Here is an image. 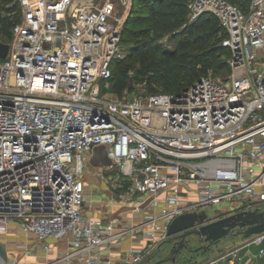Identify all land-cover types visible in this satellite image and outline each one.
Here are the masks:
<instances>
[{
  "label": "built area",
  "instance_id": "obj_1",
  "mask_svg": "<svg viewBox=\"0 0 264 264\" xmlns=\"http://www.w3.org/2000/svg\"><path fill=\"white\" fill-rule=\"evenodd\" d=\"M122 1L126 9L117 16L112 0H21L8 54L0 55V228L22 227L46 249L50 237L68 236L75 245L42 264L76 256L74 264H144L150 248L130 246L118 258L93 250L145 222L157 236L164 219L166 236L185 211L219 204L218 217L262 209L264 0L246 9L230 0L187 2L190 21L212 12L227 30L225 79L209 73L179 93L111 97L100 81L123 53L133 0ZM98 144L108 146L110 166L132 180L140 202L154 195L148 219L131 228L117 231L112 218L84 210L81 175ZM263 257L264 231L201 264H264ZM0 264L20 260L0 255Z\"/></svg>",
  "mask_w": 264,
  "mask_h": 264
},
{
  "label": "trees",
  "instance_id": "obj_2",
  "mask_svg": "<svg viewBox=\"0 0 264 264\" xmlns=\"http://www.w3.org/2000/svg\"><path fill=\"white\" fill-rule=\"evenodd\" d=\"M230 1L246 9L251 0ZM148 2V8L131 11L123 28L122 39L131 42V61L114 59L112 75L103 78L112 80L114 93L122 96L131 88L128 75L133 69L149 76L152 92H159L155 91L154 84L161 81L173 91L171 93L185 90L211 70L215 74H222L223 69L231 71L229 59L232 51L223 44L228 33L216 14L205 12L190 21L188 0H133V5ZM21 14L18 0H0V40L10 41L12 28ZM165 36L176 42L174 47L164 45ZM215 36L220 38L212 41ZM224 48L227 54L221 56L220 51ZM102 90L105 91L106 87Z\"/></svg>",
  "mask_w": 264,
  "mask_h": 264
},
{
  "label": "rangeland",
  "instance_id": "obj_3",
  "mask_svg": "<svg viewBox=\"0 0 264 264\" xmlns=\"http://www.w3.org/2000/svg\"><path fill=\"white\" fill-rule=\"evenodd\" d=\"M21 5V0H18ZM96 5H100L104 3L106 0H93ZM113 5L116 9L117 16H121L126 7L123 4L122 0H112ZM148 2L146 5H133L128 9L127 12L129 14L133 10H139L143 8H148ZM247 3V2H246ZM148 10V9H147ZM201 20L200 22H202ZM126 23V22H125ZM220 37L215 36L212 38V41H217ZM165 46L174 47L176 42L170 37L165 36V38L162 40ZM130 45L131 42L121 40L120 47L123 50L122 56L119 57L121 59H124L125 61H131L130 55ZM227 54V49L224 48L220 51V55ZM133 55V54H132ZM1 58H4L1 56ZM116 64V63H115ZM139 63L137 64L138 67ZM115 69V65L113 67V70ZM222 74H215L212 70L210 71V74H213L214 76L220 77L222 79H225L228 75H230L231 71L225 72ZM129 78L131 79V88L124 91V94L122 96H128V97H134L136 95L144 96L146 97L148 94H150L153 90L150 87L149 82V76L148 75H142L140 74L136 69H133L129 73ZM113 77V76H112ZM101 86L104 88L106 87L105 92L108 96L115 97L119 96L118 94L114 93L112 90V80L111 79H101ZM155 91L160 92H173L168 87L164 86L160 82H156L154 84ZM104 145L107 149L108 157L111 159L113 163V158L109 155L108 152V146L105 144H98L95 145L92 151L90 152L89 156L86 158L85 162V171L81 175V180L83 183V189L86 194V206L84 210L87 213H91L95 210H98L97 213H108V217L112 218L115 221V228L116 230H120L121 228H131L134 224L140 223L142 221H145L147 218V214L149 215V211L146 210V206L149 205V207H155L154 203V195L149 196L144 202H140L139 194L136 190L133 189L132 186V180L125 179L123 176L119 175L118 167L110 166L109 165H95L91 162V158L96 155V147ZM245 201L249 202L248 199L244 198ZM258 206L262 207L264 210V200H260L256 202ZM140 205V206H139ZM204 208H211L216 210L218 213H221L220 211L221 207L219 204L214 206H208ZM201 209V208H199ZM197 210V209H196ZM193 211V210H191ZM188 212V211H185ZM184 213V212H183ZM134 215V216H133ZM129 216V217H128ZM132 216V218L130 217ZM165 220L161 219L159 222V227L156 230L157 236H150L153 231V227L150 223H143L140 228H137L135 232H129L124 237L128 236L129 234L133 236V238L138 237H152L148 238V243L145 247V249L150 248V252L147 254L148 256L146 259L150 256H153V259L146 264L153 263L156 259L164 256L173 255L171 244L165 242L163 243L167 238L170 236L166 235L164 236L165 232L163 231ZM17 227V226H16ZM19 230L24 232V229L22 227H17ZM235 235H229L222 239L220 242L222 244H225V242L229 241L230 238ZM69 238L68 236H63V239ZM14 239H18V237L15 236ZM20 240V237H19ZM21 240L24 241V245H30L31 250H38L39 248H45L44 241H39L34 239L33 237L29 238L27 236H21ZM123 240V239H121ZM120 240V241H121ZM54 242V241H53ZM84 244V242H82ZM162 245V248L158 252L159 245ZM200 242L198 239H194L193 245H198ZM220 247V246H219ZM218 246H214L211 250L206 251L203 249H198L191 251L188 254H185V252H182L179 256V259L176 261L169 260L162 264H201L208 260V258L214 254L216 250L219 249ZM1 248H4V245H1ZM97 248L93 250L95 251ZM25 250L22 248L15 249V251L12 253V256L16 259L21 258V253H23ZM58 255H61V252L54 251L53 253L47 255L46 257H56ZM104 257V256H103ZM80 257L76 256L72 259V263H76L79 261ZM145 259V260H146Z\"/></svg>",
  "mask_w": 264,
  "mask_h": 264
},
{
  "label": "water",
  "instance_id": "obj_4",
  "mask_svg": "<svg viewBox=\"0 0 264 264\" xmlns=\"http://www.w3.org/2000/svg\"><path fill=\"white\" fill-rule=\"evenodd\" d=\"M8 51L9 43L0 40V55L5 57ZM91 162L95 165H112L106 146L96 147V155L91 158ZM263 231L264 210L261 208L239 209L218 217L215 210L211 208L184 212L171 221L168 227V236L170 237L163 242L171 244L173 255L160 257L151 264H162L169 260L176 261L181 251L188 254L203 247L209 251L212 247L218 246L222 239L229 235L246 238ZM194 239H202L209 243L203 247L201 245L194 247ZM163 243L159 245L158 252ZM152 259L153 256L148 257L144 264L149 263Z\"/></svg>",
  "mask_w": 264,
  "mask_h": 264
},
{
  "label": "crops",
  "instance_id": "obj_5",
  "mask_svg": "<svg viewBox=\"0 0 264 264\" xmlns=\"http://www.w3.org/2000/svg\"><path fill=\"white\" fill-rule=\"evenodd\" d=\"M98 210H95L88 214H95L98 216H102L104 218H110L108 217V213H97ZM156 213H159V211H155ZM134 216V215H133ZM129 217V216H128ZM132 218V216H130ZM18 237V239H14ZM21 236H24V234L15 226L11 225L8 229L0 228V255L4 258H14L12 256V253L15 251V249L22 248L25 251L21 253L20 264H42L45 263L48 259H51L50 256L46 257L45 254L49 255L56 251L58 253L61 252L62 254H65L66 252H69L72 250L75 245L71 242L70 238L56 240L54 237L49 238V242L51 243L50 249L46 248H39L38 250H31L30 245H24V241L21 240ZM20 237V240H19ZM149 237H138L133 238L132 235H128L126 237H123L121 241H117V243L111 244V245H105L100 248H97L95 253H98L105 257H111V258H118L122 252V250L127 249L130 246H136V247H146L148 243ZM250 240V237H242V236H232L229 241L225 242V244L221 245L219 244V249L214 252L213 256H217L221 254L222 252L233 248L235 246H241L245 245ZM54 241V242H53ZM4 245V248H1V245ZM258 246L253 245L252 251L255 252L257 250ZM58 255V254H57ZM209 257V258H210ZM262 262H264V257L261 259ZM53 264H74L72 263V260L67 263L57 262Z\"/></svg>",
  "mask_w": 264,
  "mask_h": 264
},
{
  "label": "flooded vegetation",
  "instance_id": "obj_6",
  "mask_svg": "<svg viewBox=\"0 0 264 264\" xmlns=\"http://www.w3.org/2000/svg\"><path fill=\"white\" fill-rule=\"evenodd\" d=\"M198 241L200 242L198 245H193L194 247H196V246H199V245H201L202 247L204 246V245H206L207 243H209V242H207V241H204V240H202V239H198ZM213 248V247H212ZM211 248V249H212ZM203 250H205L204 249V247L202 248ZM211 249H209V250H211ZM182 252V251H181ZM181 252L178 254V258L177 259H179V256L181 255ZM179 264V263H178Z\"/></svg>",
  "mask_w": 264,
  "mask_h": 264
}]
</instances>
